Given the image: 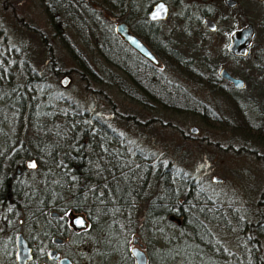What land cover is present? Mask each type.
Here are the masks:
<instances>
[{
  "label": "trees",
  "instance_id": "1",
  "mask_svg": "<svg viewBox=\"0 0 264 264\" xmlns=\"http://www.w3.org/2000/svg\"><path fill=\"white\" fill-rule=\"evenodd\" d=\"M47 2L52 24L53 13L62 12L67 24L92 44L105 63L125 74L130 89L165 109L177 110L182 107L179 103L186 102L162 76L153 83L151 73L156 68L126 47L113 30L115 20L126 21L139 34L136 0ZM61 39L75 57L69 36L61 35ZM175 55L159 51L160 59L180 64ZM15 56L17 61L11 64L6 56L0 57V203L9 208L6 216L12 224L20 218L39 222L53 210L84 213L89 229L76 244L87 250L86 264H135L128 247L132 232L146 238L148 264H264V215L242 231L248 247L223 252L204 224L212 212L202 205L208 199L194 178L176 179L158 161L154 165L152 158L140 157L139 151L130 160L119 137L98 115L74 109L50 90L45 69H33L25 57L16 52ZM78 59L90 72L85 60ZM180 66L185 69L186 65ZM51 74L57 77L60 71L51 70ZM152 85L157 91H152ZM28 159H35L36 168L25 166ZM139 203H143L141 213ZM7 250L13 255V242ZM70 252L77 264L83 261Z\"/></svg>",
  "mask_w": 264,
  "mask_h": 264
},
{
  "label": "rangeland",
  "instance_id": "2",
  "mask_svg": "<svg viewBox=\"0 0 264 264\" xmlns=\"http://www.w3.org/2000/svg\"><path fill=\"white\" fill-rule=\"evenodd\" d=\"M15 1L0 0V57L6 56L11 64L17 61L16 52L33 69H45L50 90H55L74 109L98 115L119 137L130 160H135V151H139L140 157L152 158L154 165L158 161L176 179L194 178L199 191L208 199L202 205H208L212 212L204 224L214 240L220 242L222 251L238 252L248 247L242 231L264 215V95L251 94L249 89L214 94L215 90L205 86L199 75L215 66L217 72L220 66L230 71L236 68L219 56L229 32L223 29L222 34L201 41L198 30L172 27L178 22L176 9L161 24L163 39L180 46L182 57L178 60L186 65L183 69L173 59L162 58L164 66L157 77L160 75L168 85L177 87L186 99L185 103L178 104L182 107L171 110L148 99L139 90L130 89L125 74L105 63L92 44L84 42L58 10L53 13L54 26L45 10L48 0ZM14 3L15 14L11 10ZM118 22L115 20L114 25ZM64 34L77 51L75 57L63 45L61 35ZM204 48L208 58L204 57ZM77 56L85 60L90 72L80 65ZM248 65L247 62L240 64L244 68ZM51 70L60 74L53 77ZM64 75L70 80L62 87L60 79ZM157 89L155 85L152 91ZM192 126L199 129L196 134L189 131ZM142 210L143 203H139L137 211ZM8 211L0 203V264H11L12 254L7 247L17 233L22 232L28 238L40 237L37 234L40 228L35 223L12 224L6 216ZM133 236L139 237L147 253V240L139 232L130 234L128 247L133 246ZM84 243L87 245L88 241ZM78 253L89 262L85 248L78 249Z\"/></svg>",
  "mask_w": 264,
  "mask_h": 264
},
{
  "label": "flooded vegetation",
  "instance_id": "3",
  "mask_svg": "<svg viewBox=\"0 0 264 264\" xmlns=\"http://www.w3.org/2000/svg\"><path fill=\"white\" fill-rule=\"evenodd\" d=\"M15 2L18 3L17 0ZM16 3L11 8L13 14L16 12ZM160 3L166 6L167 14L165 18L152 19L150 14L158 8ZM173 9H176L178 22L172 27H191L192 31L193 29L198 30L197 33L201 41H205L209 36L222 34L223 29L227 33L229 32L225 36L224 45L220 47L219 56L232 62L236 68L230 71L224 66H218L217 72V66H215L207 72L200 73L201 82L205 86L215 90L216 93L214 94L224 90L239 93L249 89L251 94L264 95V0H136V27H138L139 34L134 33L131 26L128 25L140 42L160 60L162 66L158 67L152 64L127 43L122 42L130 50L137 53L141 59L156 68V71L151 73L153 83L157 80V75L161 73L159 70H162L164 66L162 59L159 58V51H163L165 55L167 53L166 56L177 54L178 58L182 57L180 46L177 48L172 43L168 44V40L163 39V32L160 30L161 24L171 16ZM105 17L114 20V17L108 16V14H105ZM185 31H188L187 28ZM206 49L204 48L206 54L204 57L208 58ZM243 62H247L248 67H241L240 64ZM222 68H225L231 76L239 79L241 84L235 85L233 81L222 76L220 74ZM53 211H56L57 214L52 216V211H50L48 217L35 222L38 229L40 228L37 232L40 237L28 238L19 232L22 233L31 248L32 258L27 264H59V258L64 256L77 264L70 256V251L82 257V254L78 253V249L83 248L76 244V240L89 227L75 231L68 224V211L64 213L58 210ZM17 223L22 226L24 219H18ZM19 233L13 240L14 250L11 264H17L15 252L16 239ZM56 238L60 241H56ZM51 250L56 251L52 258L49 257ZM56 254L59 255L58 258H55ZM83 258L85 257L83 256ZM82 262L85 263L84 259Z\"/></svg>",
  "mask_w": 264,
  "mask_h": 264
},
{
  "label": "water",
  "instance_id": "4",
  "mask_svg": "<svg viewBox=\"0 0 264 264\" xmlns=\"http://www.w3.org/2000/svg\"><path fill=\"white\" fill-rule=\"evenodd\" d=\"M167 14V8L164 4L160 3L158 8L153 11L150 16L152 19H158V18H165ZM115 33L119 36V38L127 43L131 48L139 52L142 56H144L149 62L152 64L161 67L162 64L160 60L144 45L140 42V40L136 37V35L130 30V27L127 22L120 21L118 22L114 27ZM232 49V47H231ZM220 74L231 81L235 85L241 84V81L233 76L230 75V73L225 69L222 68L220 70ZM70 78L67 75H64L60 79V85L62 87H65L67 83L69 82ZM240 82V83H239ZM189 131L192 134H196L198 132V128L196 126L190 127ZM34 165V166H33ZM25 166L28 169L36 168L37 163L35 159H28L25 161ZM21 170L19 167H16V173H20ZM213 181H220V179L213 178ZM7 198L11 196L10 192L7 193ZM56 211H52L51 215H56ZM68 217V224L75 230L79 231L82 229H87L89 227V221L87 220L84 213L75 212V211H68L67 212ZM170 218L173 219V216H170ZM56 241H60V239L56 238ZM132 247L129 249L135 264H148V258L146 252L142 249V244L139 241L138 236L132 237ZM56 253L55 250H51L49 253V257L52 258L54 254ZM58 254H56L55 258H58ZM15 258L17 264H27V262L32 258L31 248L28 246L26 240L24 239L22 233H19L17 235L16 239V252H15ZM59 264H74L68 257L64 256L59 258L58 260Z\"/></svg>",
  "mask_w": 264,
  "mask_h": 264
},
{
  "label": "snow or ice",
  "instance_id": "5",
  "mask_svg": "<svg viewBox=\"0 0 264 264\" xmlns=\"http://www.w3.org/2000/svg\"><path fill=\"white\" fill-rule=\"evenodd\" d=\"M34 166V165H33Z\"/></svg>",
  "mask_w": 264,
  "mask_h": 264
}]
</instances>
